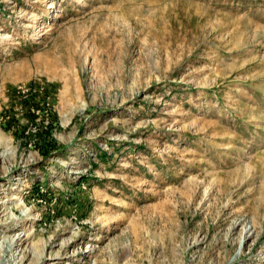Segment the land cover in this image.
<instances>
[{"label": "rangeland", "instance_id": "obj_1", "mask_svg": "<svg viewBox=\"0 0 264 264\" xmlns=\"http://www.w3.org/2000/svg\"><path fill=\"white\" fill-rule=\"evenodd\" d=\"M0 264H264V0H0Z\"/></svg>", "mask_w": 264, "mask_h": 264}, {"label": "bare ground", "instance_id": "obj_2", "mask_svg": "<svg viewBox=\"0 0 264 264\" xmlns=\"http://www.w3.org/2000/svg\"><path fill=\"white\" fill-rule=\"evenodd\" d=\"M19 239H20V238H19ZM19 239H18V240H19Z\"/></svg>", "mask_w": 264, "mask_h": 264}]
</instances>
